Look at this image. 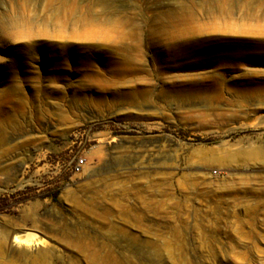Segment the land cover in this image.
<instances>
[{"label": "rangeland", "instance_id": "rangeland-1", "mask_svg": "<svg viewBox=\"0 0 264 264\" xmlns=\"http://www.w3.org/2000/svg\"><path fill=\"white\" fill-rule=\"evenodd\" d=\"M107 1L58 17L48 0H0V264H264V160L248 156L264 151V0ZM88 4L142 38L187 5L190 35L237 50L153 45L135 55L149 72L130 74L115 46L81 43ZM16 233L41 241L23 253Z\"/></svg>", "mask_w": 264, "mask_h": 264}, {"label": "bare ground", "instance_id": "bare-ground-1", "mask_svg": "<svg viewBox=\"0 0 264 264\" xmlns=\"http://www.w3.org/2000/svg\"><path fill=\"white\" fill-rule=\"evenodd\" d=\"M95 1L97 5H101V7H104V8H107L111 5L108 3L107 0H95ZM247 1H248L247 5L251 6L253 1L246 0V3ZM48 3H49V6L53 5V9L55 10V15L58 17L61 16L60 13H63L65 16L68 14H71L72 12H74V9H75L73 6H70V5L69 7L71 9H66L67 8L66 6L68 5L67 0H48ZM222 4L224 7H226L229 4L230 7L233 8L234 5L236 4V0H222ZM128 5H130L133 8L135 7L133 4H130V3ZM92 7H93L92 4H88L86 6L85 11L87 12L85 13L84 18H82L81 20L80 25L85 30L83 33L80 34L81 37H85L84 38L85 41L84 39L83 41H81L82 39H80L81 43H84V44L101 43V44H109L110 46L112 45L115 46L118 49V51H115V53L119 55L118 58H119L120 64H122L123 69L126 71H129L130 74L140 73V72H149V70L147 69V61L145 60V57L144 56L140 57V56H135V55L149 53L150 50H152L151 48H153L152 47L153 45L162 48V51L164 53L167 51H168L167 53H169V51L172 50L173 53H177V54L193 53L196 50H198V52L200 53H208V52L210 53V52L218 50V53H222V55H226V53H235L237 50L236 49L237 46H235L232 49V51L229 50L230 45L233 44V42H230V39L229 38L227 39V37H217V38L212 39V36H208V38L206 39H200L199 36L196 35L197 33L190 35V33L194 32V31H190V30H193L191 28H194V26L191 24V21H193L192 19L193 15L190 11V8L187 5L181 6V8H179L181 10V13L178 10V13L180 14L176 16H174L172 12H170L169 10L159 11L160 16L162 17L161 22L159 21L160 22L159 28H157L158 30L156 32H154L155 31L154 30L153 33L148 34L146 38L145 37L142 38V35H141L142 33H140V28H138L137 25L135 24L136 22H133L134 20H132V18L128 17L127 15L120 17V15L115 14L112 20L110 21V23L108 24V26H105L104 23L99 22L96 18H94V16H92V13H91L93 12ZM230 7L228 9H232ZM111 15H113L112 12H111ZM58 17L56 18L58 19ZM59 21L60 19L57 20V22ZM59 36H62V35L60 34ZM47 39L45 40V42H48V43L51 42V45L48 46V48H52L53 52H55L56 55H63L67 53V50H68L67 46L69 42H67L66 40H61V39L53 40V41L51 39L50 40H47ZM255 40H254V43L259 44L261 46V50H259V53L264 54V36H260L256 38ZM236 41L237 40H235L234 42ZM240 43L242 44V42L238 40L237 43L235 44H240ZM32 49L35 51L37 50L36 47H33V46H32ZM179 49H180V52L178 51ZM91 51L93 52L92 48H91ZM238 53H241V52L238 51ZM124 65L126 68L124 67ZM248 152H249L248 153L249 157L262 158L264 160V151L252 150ZM30 222L33 224L34 227H36V221L34 219H32V221ZM12 241L14 245L16 246V248H19L21 252L23 251V253H25V249L29 247H36L40 243L41 240L38 239L35 235H32L31 233H26L23 235L16 233L12 235ZM46 253L47 252L44 250L37 251V254H40V255H45Z\"/></svg>", "mask_w": 264, "mask_h": 264}, {"label": "built area", "instance_id": "built-area-1", "mask_svg": "<svg viewBox=\"0 0 264 264\" xmlns=\"http://www.w3.org/2000/svg\"><path fill=\"white\" fill-rule=\"evenodd\" d=\"M82 163H83V160L82 159H78L74 163V170L79 171L82 168Z\"/></svg>", "mask_w": 264, "mask_h": 264}]
</instances>
